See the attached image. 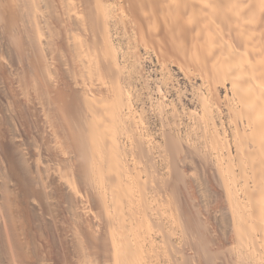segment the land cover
Returning <instances> with one entry per match:
<instances>
[{"label": "bare ground", "instance_id": "obj_1", "mask_svg": "<svg viewBox=\"0 0 264 264\" xmlns=\"http://www.w3.org/2000/svg\"><path fill=\"white\" fill-rule=\"evenodd\" d=\"M141 51L202 139L160 103L157 142ZM0 264H264V0H0Z\"/></svg>", "mask_w": 264, "mask_h": 264}, {"label": "rangeland", "instance_id": "obj_2", "mask_svg": "<svg viewBox=\"0 0 264 264\" xmlns=\"http://www.w3.org/2000/svg\"><path fill=\"white\" fill-rule=\"evenodd\" d=\"M125 41L126 40L123 39V44H124ZM126 43L124 44L125 47H127V44H128V43L127 44ZM128 46H130V44H128ZM141 53H142V57H141L142 60L141 61H136L135 64H133L132 62H130V65L134 66V70H133V67L132 66H130V67H132L133 73L135 74V75L133 74V76H134L133 77V80H134L133 88L135 87L134 88V91H136L135 93H136V101H137L135 103V106L138 109V112L139 113H140V111H141V113L144 111L143 112L144 113V115H143L144 116V119H146L150 123L149 124V127L152 128V130H153L154 133H156V136H157L156 137V140H157V142L158 143L160 142L159 144H161V145L164 144V143H166L165 140H167V138L162 135V131L166 129L165 127H167V126H169L171 124V123L169 124V122L166 119H171L173 121V118L174 117L172 118L171 115L172 114H173V116L175 115V113H173V111H172L174 108H175L174 109V112H176V115H177V116L175 115V117H177L180 120V122H181L180 123L178 119L176 120L178 126L176 125V127L173 128V132L175 133V136H177L178 138H182L183 140L188 141L190 143L191 142H195V140L202 139L203 137H201L199 134H198L199 136L198 135H195V134H197V132H196L197 131V128L195 127L196 124L188 116L190 110L198 109V101H197L196 96L198 94L197 93L198 92L197 87L199 88V84L201 82V81H199V78L196 79L193 76L185 75L183 72H181V70H179V68H177V66H175V65L172 66V64H170V63L169 64H166L167 65V67H166L165 64H163L162 62H160L159 59H157L155 55L149 56L144 51H141ZM130 61H132V59ZM157 62H159V63H157ZM135 68H139L137 70V72H136ZM140 68H142V71L141 72L143 74L139 71V70H141ZM138 74H140V75H138ZM173 85L176 86V87L174 88ZM183 87L184 88L187 87L188 89H185L184 90ZM177 88L180 89V91H178ZM182 90H184L183 92H185L186 95L183 96L180 93V92H182ZM190 91H191V93H190ZM178 94H181V97L182 98H180V99L182 100L181 101L182 103L180 102V100L178 101V98H179V95ZM224 94H225V90L223 89L222 90V96H224ZM160 103L164 107H165V105L167 107L164 108ZM154 104H155V107L156 108H157V106H162L164 108V109H161V112H163V115L165 116V118L168 116L166 119L164 118V116L162 114L159 116L154 110H152V107L154 106ZM169 107L170 108L172 107L173 109L171 108L172 109L171 110ZM175 110H177V111H175ZM159 117H161V120L162 121H160V118ZM219 117H221L220 120L218 119ZM162 118H164V120ZM221 119L223 120L222 122H221ZM172 121H170V122H172ZM178 122H179V124H178ZM217 122H221L222 124H224L223 126H221V123L218 124V126H220V127H217L218 130H219V128H222V127L223 128L225 127L226 129H228V130H226L225 128L224 129L222 128V129L219 130L220 132L224 133L226 131H229L228 123H227V118H226V116H224V114L223 115L221 114V116H218L217 117ZM161 123H165L164 124L165 126L163 124H161ZM166 124H169V125H166ZM163 127L165 129H163ZM160 129H162V130H160ZM223 130H225V131H223ZM157 131L160 132V133H157ZM227 134L224 133L223 135H225V137L228 138L227 140L231 142L230 132H227ZM194 135L196 136L195 139H193L194 138L193 137ZM186 137L188 139H190V141ZM198 138H200V139H198ZM192 139H193V141H192Z\"/></svg>", "mask_w": 264, "mask_h": 264}]
</instances>
